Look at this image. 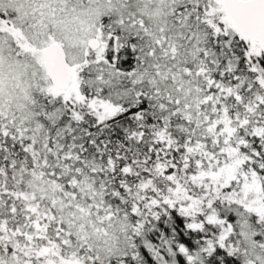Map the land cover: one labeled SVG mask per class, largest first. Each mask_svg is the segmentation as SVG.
<instances>
[{
	"label": "snow or ice",
	"instance_id": "snow-or-ice-1",
	"mask_svg": "<svg viewBox=\"0 0 264 264\" xmlns=\"http://www.w3.org/2000/svg\"><path fill=\"white\" fill-rule=\"evenodd\" d=\"M0 264H264V0H0Z\"/></svg>",
	"mask_w": 264,
	"mask_h": 264
}]
</instances>
